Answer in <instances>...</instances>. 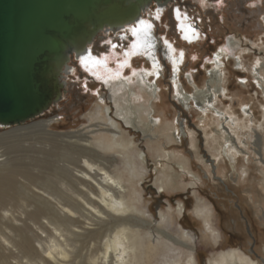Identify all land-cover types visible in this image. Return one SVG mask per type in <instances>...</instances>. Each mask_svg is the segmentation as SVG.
I'll return each instance as SVG.
<instances>
[{
  "label": "rangeland",
  "instance_id": "374dc122",
  "mask_svg": "<svg viewBox=\"0 0 264 264\" xmlns=\"http://www.w3.org/2000/svg\"><path fill=\"white\" fill-rule=\"evenodd\" d=\"M153 7L150 5L146 11L148 14L144 13L141 20L154 21L156 28L152 34L164 42L169 41L178 51L176 57L180 59L186 55V60L183 58L182 71H178L171 58V50L164 47L169 57L159 52V68L150 76L152 85L157 82L159 86L155 88L158 97L153 99L145 90H139L142 98L126 106L137 107L140 118L146 119V122L161 117V124L151 128L144 123H137V128L126 125L124 118L116 112L117 107L124 103H115L110 87L76 59L70 63L71 71L65 77L66 86L61 101L42 117L28 122L31 125L44 121L47 125L45 130L54 134L83 135L89 132V138L96 139L107 134L105 130L110 127L109 121L94 119L98 106L111 108L112 118L121 124L116 131L122 132V138L128 144L132 140L133 146L145 155L142 175L131 177L134 184L129 183L132 191L130 200L137 211L116 214L99 198L89 195L97 201L95 207H102L101 210L99 208L101 212L96 214L91 206L73 193L86 191L72 178V175H80L77 172L79 169L73 165L77 154L70 147H62L61 137L46 134L45 130L35 127L18 131L20 135L7 139L4 133L13 129L0 127V155L9 159L6 166L9 170L0 171V197L6 196L14 205L13 218L9 219V214L4 212L0 216V264H46L42 259H49L50 264H101V257L108 249L106 244L119 230L120 220L140 226L136 230H140L143 247L150 243L157 248L151 251V260L143 262L138 259L135 264H164L166 261L173 264L179 259L177 255L180 251H169L159 244L167 239L160 237L158 231L171 238L169 241L188 244V239L179 232L180 226L194 235L190 246L196 254L197 264H209L211 259L231 249L241 250L261 262L264 260V91L259 85L264 83V68L261 69L262 64L264 66V0H174L168 6L161 7L159 19H156L157 12L151 11ZM179 8L189 13L192 19L196 18L194 20L201 34L199 40L185 39L177 29L175 13ZM135 25L139 28L138 22ZM123 31L125 29L120 32ZM120 32H116L113 38L111 36L114 34L106 33L107 39L101 34L96 44L90 47L98 55L110 56L108 63L105 62L108 70L105 75L117 70L118 76L123 77L120 64L125 62V50L134 38L124 41L118 36ZM230 37H234L242 47L238 48L235 56L224 54L221 59L226 80L217 85L218 91L211 88L207 94L208 97L210 94L216 95V98L208 102L213 103L215 111L208 110L210 119H206L205 112L196 102L192 103L191 109H187L178 101L176 82L179 91L181 86L174 76L176 72L180 73L183 92L189 95H195L196 88L206 91L211 85L209 74L214 70L209 60L215 62L216 55L221 48L226 49L224 47ZM118 40L120 43L116 46ZM109 41L115 44L114 51ZM132 61L134 67L125 69L126 78L133 77L136 70L141 72L145 68H153L152 60L145 55H134ZM240 62L242 64H238ZM257 68H260L259 72ZM220 86H224L225 90H221ZM98 92L107 98L104 106ZM127 112L126 115H131L130 110ZM217 112L223 113L228 121L217 120ZM170 124L172 128L169 133L175 134V140L168 143L163 132ZM229 136L232 142L229 148H225ZM224 149L233 161L225 156ZM103 152L110 158L118 159L113 162L111 171H125L120 154ZM178 161L184 163L188 171L182 174ZM62 165L65 166L63 174L60 172L63 169L59 170ZM192 172L199 179L191 175ZM163 174H180L178 185H165L162 189L160 179ZM4 176L9 180L4 181ZM35 193L45 195L53 203L54 206L43 200L41 207L46 208L45 204H50L47 212L54 215L37 210L42 201ZM198 198L210 207L214 223L222 233L223 238L218 245L213 243L212 237H207L209 233L203 231L202 222L195 211ZM67 199L89 210L72 214L77 222L67 219L60 211L55 213L58 212L56 206L62 208L59 202L66 203ZM178 205L184 208L175 215L170 207L177 209ZM168 212L173 213L174 217L170 224L161 216ZM69 230L80 235L73 237ZM55 243L67 250L69 257L65 262L59 263L60 260L55 261L49 256V248L54 251L52 246Z\"/></svg>",
  "mask_w": 264,
  "mask_h": 264
},
{
  "label": "bare ground",
  "instance_id": "6f19581e",
  "mask_svg": "<svg viewBox=\"0 0 264 264\" xmlns=\"http://www.w3.org/2000/svg\"><path fill=\"white\" fill-rule=\"evenodd\" d=\"M172 2H174V0H172L169 4H171ZM179 12H180L179 18L177 17V12L175 13L177 17V24H178L177 29L181 32L184 38L187 37L185 39L199 40L201 37V34H200L199 25L196 23V20H194L196 18L194 17V19H192L189 13L185 11L182 12L180 8H179ZM144 21L151 23L153 25L152 29L149 31L147 35L141 32L139 36H133L131 29L136 27L135 23H132L126 26L125 31L123 32H120L122 30L114 32V33L120 32L118 36L124 41H127V40L131 41L134 38V41H132V44L125 50V54L123 56L126 58L125 62L122 61V63L120 64L121 65L120 70L121 72L123 71V77L118 76L117 70H112V73L105 75L108 71L106 69L107 65L105 64V62L108 63V59L110 58V56L107 55L103 57V55L101 54L98 55V52H95L94 49L92 48L90 49V47L96 44L97 40L101 38L100 37L101 35L99 36V38L95 39L94 43H92L87 48V51L85 53L80 55L79 59H76L80 63L82 61V66H84L87 71L89 70L90 73L96 75L98 80H102L106 86L110 87V91L113 96L112 98L115 103L116 102L124 103L123 106L117 107L116 112L124 118V122L126 125H132L133 128H137L136 127L137 123L138 124L144 123L147 127L151 128L152 126H157L163 122V119L161 117L155 120L149 119V121L146 122V119L142 120V118H140V115H139L140 110L136 109L137 107H133L131 105L129 108V106H126L127 103L131 101L133 102L138 101V98H142V95L141 93H139V90H145L147 94L150 95V97H153V99L158 97V93L156 92L155 88H158L159 86L157 82L155 83V85H152L150 76L152 74H155L157 69L159 68V64H157V57H158V61H161L159 52L162 51L161 54L168 58L169 56H167V51L164 48V47H168V49L171 50L170 51V55L172 56L171 58L175 61V66L177 67L178 71L180 70V72L182 71L181 62L183 61V58H184V61L186 60V55L181 57L180 59L176 57V53H178V51L175 48V46H173L169 41L165 40V42H167L166 44L160 37H156L152 34L153 30L156 28V25H154V21H150V19L144 20ZM103 36H104V39H107L108 37L105 34ZM138 42L141 44V47L138 49H133V45ZM109 43L113 50V48H115L114 47L115 44H113L112 41H109ZM115 43L117 46L120 42L118 40ZM125 46H127V44H125ZM240 47H242V45L239 44V42L234 37H230L227 40L226 47H224L226 49L221 48V52H219L216 55L215 62H213L212 59L209 60L213 64L214 70H211L209 74L210 75L209 84L211 85H208V89L206 91L201 90V89L198 90V88H196L197 92L195 93V95H189L187 92H183V82L180 79V73L178 74L176 72L175 73L176 76H174V78H178L177 79L178 83L181 86L180 87L181 89L179 91V86L177 85V82H176L175 92H177L176 94L178 97V101H180L182 105H184L187 109H191L192 103L196 102L200 106L201 111L205 112L206 119H210V117L208 116V110L210 111L212 109L215 111V109H214V105H212L213 103L209 104L208 102L213 97H214L213 99H215L216 95L213 96V94H210V96L208 97L207 94L210 92L211 88H214L215 91H218L217 85H219L220 83H225V80H226V75L225 73L223 74V71H222L223 68L221 67L224 64V62L221 61V59L224 58V54L225 55L231 54L232 56H235L234 55L235 52ZM134 55H137V56L145 55L146 57H148L149 60H152L153 68L152 69L145 68V70L141 72H138L136 70V73L133 77L126 78L125 76L127 75V71H125V69L127 67H131V68L134 67V61H132V58ZM100 57H103V58H100ZM74 59L72 58L71 62H73ZM238 64H242V63L240 62ZM160 65L162 67L161 62H160ZM261 67H262L261 69L264 68L263 64ZM257 69H258L257 71L259 72L260 68H257ZM70 71H71V68L68 71V73L65 75V77L68 76ZM191 77H189V79H191ZM259 85L261 89L264 91V83H259ZM219 88L221 90H225L224 86H220ZM63 90L64 89L61 90V99L63 96ZM98 98L99 100H101V103L104 106L107 101V98H105V95L100 94L98 92ZM61 99L58 102H60ZM151 107H153V105ZM103 109L104 111L102 112ZM127 110L131 111L130 112L131 115L129 114L126 115L128 113ZM244 111H246V109H244ZM45 113L46 112L42 113L36 118L42 117ZM216 114L218 115L217 120L219 121L227 120V117H225L223 113L217 112ZM36 118L32 120H28L20 125L6 127V128L13 129V130H9L6 133H4V135L3 134L2 135L5 136L4 138L11 139L12 137L14 138L20 135L21 133L18 131H21L23 129H32L35 127H40L41 129L45 130L47 125L45 124L44 121L35 122L31 125L28 124V122L34 121ZM94 119H101L104 121H109L110 123V125H108L110 126L108 127L109 129L105 130L107 134L98 136L96 139L89 138L88 136L89 132L83 135L81 134L77 135L75 133L74 134L72 133L71 134L69 133L54 134L51 132H47V130L45 131H46V134L61 137L62 142H63L62 147L63 148L65 147L64 149H66L67 147H70L71 148L70 150L73 149L74 152H76L77 156L75 158L76 160L73 165L79 169L77 172L80 175L79 174H78L79 176L72 175V178L76 179L77 184L80 185L83 189H85L86 192H83L80 190V192L75 191L73 193L76 194L77 196H80L87 205L91 206L95 210L94 212L96 214H99L101 212L100 210L102 209V207L101 205H98V207H95V205L98 203L97 201H95L94 198H90L89 195L99 198L100 201L104 205H106L107 207H110L112 211L116 214H120V213L123 214L129 211H132V210L137 211L136 206L132 204V201L130 200L132 191L130 189L129 183L133 185L134 180L131 179V177L140 175L141 172L144 170L143 163L145 162V155L139 152L136 146H133L134 142L132 140L130 141V144H128L125 141V139L122 138L123 136L122 132L116 131L117 128H120L119 125L121 124L112 118L111 108L109 107L104 108L102 107V105L98 106V112L95 114ZM171 128H172L171 124L167 125V129H165L163 132V136L165 137L168 143H171L175 140L174 139L175 134L173 135L169 133ZM182 131L184 133V130ZM23 138H24V135H23ZM65 139H67V141ZM68 140H72V141H68ZM92 141H94L95 143H93ZM227 141H228V145H226L225 148H229V145L232 142V137L231 136L227 137ZM129 147H132V149L131 148L129 149ZM131 150H135V151L132 152ZM103 151H109V152L112 151L113 153L120 154V156L123 157L125 171L118 170L117 173H115L114 171H111L113 162H117L118 159H116L115 157L110 158L109 156H106ZM226 151L227 150H225V156L230 161H233V158L230 157L228 152ZM3 156L5 155H0V158L1 157L3 158ZM8 161L9 159L7 157H4L2 160H0V171L6 170L7 172L9 170L8 168H6V166H8ZM3 167H5V169ZM59 167L61 168L59 170L63 169L62 171H60L62 172L61 174H63L65 166L62 165V167L61 166ZM178 167L181 169L182 174L187 170L186 168L187 166L184 163L179 162V161H178ZM179 175L180 174H176L174 176L172 175L166 176V174H163L162 176L163 178L161 177L160 179L161 185H162L161 188L163 189L165 185L173 186L174 184L175 186H177L178 185L177 181H180ZM191 175L199 179L193 172ZM8 180H9L8 177L4 176V181H8ZM73 183H75V181ZM192 184L195 185V182H193ZM35 195L39 198V200L42 201L40 202L41 209L39 208L37 210L49 216L54 215V213L49 214L47 212L49 210L50 204L54 206L53 203H51L49 199H46L45 195L43 194L41 195L39 193H35ZM43 200L50 203V204H47V203L45 204L46 208L41 207V203H43ZM65 201L66 203L59 202L62 208H58L56 206V210H58V212H55V213H59L60 211L61 212L60 214H62L64 217H66L69 220L77 222V220L72 217L73 216L72 214L81 213V211H89L88 209H85L84 205L80 203L73 204L71 202L72 200L70 201V199H67ZM198 202L199 203L196 204L195 211L200 217V220L203 225V231L205 234L209 233V236L207 237H212L211 239L213 243L215 245H218L221 243V239L223 238V236H222V233L217 229L216 224L214 223V217L212 214V210L210 209L208 205L205 204V202L201 198H198ZM13 208H14V205L12 204V200L6 199V196L0 197V213L4 212L5 214H9V217L6 215L5 217H8L9 219H11L13 218V213H14ZM182 208L184 207L183 206L181 207L180 205H178L177 209H173L172 207H170V211H173V213L176 215L182 212ZM173 213L171 212L162 213L161 216L167 221H169V224H170L174 219ZM0 216L2 217V213ZM97 219H100V218L97 217ZM118 223H120L119 230L117 231L112 241L107 242L106 246L108 249L106 253H104L103 257H101V259L103 260V263L101 262V264H135V261L138 259H141V261L143 262L151 260L150 253L151 251L157 248L156 246L150 245L148 241L147 242L149 243V246H146V245L145 247L142 246V243H141L142 238H140L139 236L140 230H136L140 226L137 224L133 225L131 223H126L124 222V220H122V222L120 220ZM179 232L181 233V236L183 238L188 239L189 241L188 244H185L183 242H176L174 240L169 241L171 238H169L165 233L158 231V233L160 234V237L167 239V240L163 239V242L159 244L166 246L169 251H175V252L180 251V253L177 255L180 258L176 259L173 262V264H197V258L195 256L196 254L193 248L190 246L191 241L194 240V235L185 230H182L181 226H180ZM68 233L73 237L80 235L78 232L71 231V230H69ZM64 240L67 241V237H65ZM52 248L54 251H51V248H49V256L51 257V259L55 261L60 260L59 261L60 263V262H65V259L69 257L67 250L63 249L60 244L55 243L52 246ZM139 254H141V256H138ZM59 257H61V259H59ZM42 261L45 262L46 264H50L49 259H42ZM167 263L168 261H166L164 264H167ZM136 264H140V263L136 262ZM209 264H264V260H262L261 262V260H256L252 255H247L241 250L231 249L227 251L226 253L224 252L220 253L217 258L211 259L209 261Z\"/></svg>",
  "mask_w": 264,
  "mask_h": 264
},
{
  "label": "water",
  "instance_id": "95a60500",
  "mask_svg": "<svg viewBox=\"0 0 264 264\" xmlns=\"http://www.w3.org/2000/svg\"><path fill=\"white\" fill-rule=\"evenodd\" d=\"M172 0H0V126L32 120L61 99L71 59L101 34Z\"/></svg>",
  "mask_w": 264,
  "mask_h": 264
},
{
  "label": "snow or ice",
  "instance_id": "6c2138e0",
  "mask_svg": "<svg viewBox=\"0 0 264 264\" xmlns=\"http://www.w3.org/2000/svg\"><path fill=\"white\" fill-rule=\"evenodd\" d=\"M176 12H177V17L179 18V16H180L179 9H177ZM159 15H160V13L158 10L157 15H156V19H159ZM152 27H153V25L151 23H148L144 20H141L139 22V28L134 27L133 29H131V31H132L133 36H139V34L141 32H143L145 35H147L149 33V31L152 29ZM185 38H187V37H185ZM140 47H141V44L139 42L133 45V49H138Z\"/></svg>",
  "mask_w": 264,
  "mask_h": 264
},
{
  "label": "flooded vegetation",
  "instance_id": "af4514ba",
  "mask_svg": "<svg viewBox=\"0 0 264 264\" xmlns=\"http://www.w3.org/2000/svg\"><path fill=\"white\" fill-rule=\"evenodd\" d=\"M154 5V7L152 8V12H157V10H160V9H162V8H164V7H166V6H168V5H164L162 8L160 7V6H158V5H156V4H153ZM174 5H176V4H174ZM181 6V5H180ZM146 11H148V9L146 10ZM146 14L145 15H147L148 14V12H145ZM143 17V16H142ZM111 33L112 34H114L113 36H111V38H113L116 34L114 33V32H112V31H110V33L108 32V34H110L111 35ZM205 35V34H204ZM203 40H208V38H204Z\"/></svg>",
  "mask_w": 264,
  "mask_h": 264
}]
</instances>
